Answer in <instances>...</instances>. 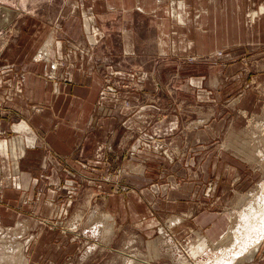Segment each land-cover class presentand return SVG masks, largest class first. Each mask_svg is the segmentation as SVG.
I'll list each match as a JSON object with an SVG mask.
<instances>
[{"label": "rangeland", "instance_id": "rangeland-1", "mask_svg": "<svg viewBox=\"0 0 264 264\" xmlns=\"http://www.w3.org/2000/svg\"><path fill=\"white\" fill-rule=\"evenodd\" d=\"M74 1L0 0V55L24 30L31 31L33 16L56 27L63 13L71 14ZM78 1L103 17L122 2ZM255 2L258 16L261 0ZM123 12L112 13L127 24ZM258 20L264 27L261 15ZM105 23L109 31L120 28L116 21ZM152 28L147 20L146 29ZM254 53L259 56L217 52L171 59L162 54L161 65L153 62V54L140 51L144 61L134 59L122 75L113 76L110 87L140 93L142 108L160 105V126L137 135L124 131L125 119L119 118L123 128L114 137L117 152L110 157L108 176H77L72 180L79 186L76 195L67 182L66 192L49 200L54 211L21 214L17 224L0 213V264H215L214 249L233 245L221 237L235 225L243 197L257 193L264 181V159L257 155L258 149L264 152V46H254ZM227 67L231 78L218 82ZM154 77L163 81L143 83ZM138 138L145 144V159L132 161L125 155ZM124 166L131 176H121ZM143 173L148 176H136ZM70 179L75 177L66 176ZM118 197L127 205L113 204ZM178 217L181 222H173ZM203 238L210 247L195 256L192 247ZM259 248L250 261L236 264H264V243Z\"/></svg>", "mask_w": 264, "mask_h": 264}, {"label": "crops", "instance_id": "crops-1", "mask_svg": "<svg viewBox=\"0 0 264 264\" xmlns=\"http://www.w3.org/2000/svg\"><path fill=\"white\" fill-rule=\"evenodd\" d=\"M109 1L101 0L103 5ZM255 1L122 0L117 2L120 9L104 11L103 17L99 9L87 10L83 0L82 7L75 0L71 14L63 13L56 27L31 16L36 21L31 31L24 30L0 55V213L17 224L21 214L54 211L49 200L59 197L60 190L66 192L67 182L76 195L79 186L72 180L77 176L110 174V157L117 152L114 137L123 127L138 135L160 126V105L142 108L140 93L110 87L134 59L144 61L140 51L153 54V62L161 65L162 54L171 59L217 52L259 56L253 47L264 46V27L258 20L261 15L264 22V0L258 16ZM117 10L124 11L127 24L116 18L118 12L112 13ZM147 20L152 29H146ZM112 21L120 28L109 31L105 22ZM215 35L222 39L215 42ZM224 73L218 82L231 78L233 71L227 67ZM156 81L163 80L154 77L143 83ZM119 118L125 119L123 127ZM141 143L136 139L125 157L145 159ZM128 169L124 166L121 176H131ZM113 202L126 204L123 197Z\"/></svg>", "mask_w": 264, "mask_h": 264}, {"label": "bare ground", "instance_id": "bare-ground-1", "mask_svg": "<svg viewBox=\"0 0 264 264\" xmlns=\"http://www.w3.org/2000/svg\"><path fill=\"white\" fill-rule=\"evenodd\" d=\"M257 155L260 157L262 156L261 158L264 159L263 158L264 157L263 149H258ZM242 203H244V204L238 210V215H237L238 218L236 220L235 225L225 234L224 238L222 239L223 242L227 241V240L228 241L231 240V242L234 241L233 245L231 246V248L229 247L226 249H220V251L219 250L216 251V249H214L213 254L215 255V258H214L215 264H236L240 259H244V260L246 259V260L250 261V259L253 257V254L257 251V249L260 247V245L262 243H264V181L259 185V190L257 191V193L247 194L245 197H243ZM106 218L111 219V216L107 215ZM173 219H174V216H173ZM178 220H179V222H181L179 217H178V219L175 218V220L173 222L178 223L177 222ZM105 221H108V220H105ZM108 227H109V225H108ZM110 227H111V224H110ZM113 227H114V225H113ZM106 228H107V226H106ZM111 233H110V235H111ZM107 234H109V233H107ZM4 238H6V237H4ZM172 239H173V237H172ZM211 245L213 246V243ZM209 247H210L209 240L206 238H203L198 243V245H196V246L193 245L192 253L196 256L199 253L205 252L206 251L205 249L209 248ZM218 252H220V253H218ZM249 257H251V258H249Z\"/></svg>", "mask_w": 264, "mask_h": 264}]
</instances>
